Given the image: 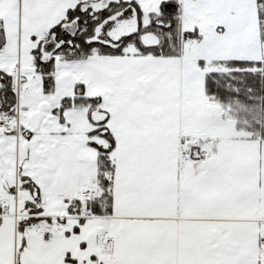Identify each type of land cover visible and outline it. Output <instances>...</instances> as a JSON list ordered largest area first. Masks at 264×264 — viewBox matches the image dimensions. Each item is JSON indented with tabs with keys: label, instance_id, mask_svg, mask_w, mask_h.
I'll return each instance as SVG.
<instances>
[{
	"label": "snow or ice",
	"instance_id": "obj_1",
	"mask_svg": "<svg viewBox=\"0 0 264 264\" xmlns=\"http://www.w3.org/2000/svg\"><path fill=\"white\" fill-rule=\"evenodd\" d=\"M0 264H264V0H0Z\"/></svg>",
	"mask_w": 264,
	"mask_h": 264
}]
</instances>
